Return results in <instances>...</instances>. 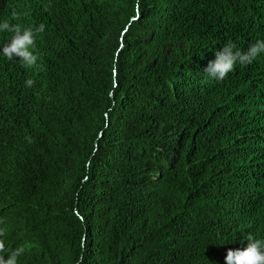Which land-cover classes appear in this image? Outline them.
<instances>
[{
	"label": "trees",
	"instance_id": "16d2710c",
	"mask_svg": "<svg viewBox=\"0 0 264 264\" xmlns=\"http://www.w3.org/2000/svg\"><path fill=\"white\" fill-rule=\"evenodd\" d=\"M4 21L45 24L36 66L0 54L18 264H226L264 239V52L204 71L229 40H264V0H0Z\"/></svg>",
	"mask_w": 264,
	"mask_h": 264
},
{
	"label": "clouds",
	"instance_id": "9594fccd",
	"mask_svg": "<svg viewBox=\"0 0 264 264\" xmlns=\"http://www.w3.org/2000/svg\"><path fill=\"white\" fill-rule=\"evenodd\" d=\"M16 17L17 13L14 11L13 18ZM44 30V23L24 28L20 24H10L8 21L0 23V31L12 34L10 40L3 44L0 54L9 61L19 57L22 67L33 68L38 61L36 35ZM261 52H264V40H257L250 44L246 51L240 50L235 42L229 40L215 52V59L209 61L204 71L209 77L223 81L233 71L237 63L241 66L250 64ZM34 84L35 80L31 76L25 80V87L30 88ZM5 231V229H0V237L5 235ZM247 241L244 248H229L227 250L226 264H264V239L255 238L249 233ZM23 252L22 246L11 251L7 250L4 240L0 239V264H18V257Z\"/></svg>",
	"mask_w": 264,
	"mask_h": 264
}]
</instances>
